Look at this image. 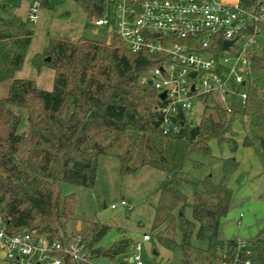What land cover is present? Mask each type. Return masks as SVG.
I'll return each instance as SVG.
<instances>
[{
	"label": "trees",
	"instance_id": "1",
	"mask_svg": "<svg viewBox=\"0 0 264 264\" xmlns=\"http://www.w3.org/2000/svg\"><path fill=\"white\" fill-rule=\"evenodd\" d=\"M60 1L43 0L42 6L54 7ZM76 1L90 18L103 15L100 1ZM239 3L252 8L264 0ZM34 34L21 16L0 15V83L11 81L7 96L0 99V222L11 232L66 238L67 223L76 219L77 198L65 194L63 184L93 188L99 159L109 156L118 160L123 176L143 166L165 173L153 222L160 245L170 250L179 247L186 264H219L222 251L232 258L238 239L222 237V219L230 211L233 190L228 181L238 171L239 161L222 158L219 183L211 176L198 181L183 168L193 154L213 156V141L236 150V122L245 123L249 116L264 121V100L255 82H250L245 108L233 101L228 109L214 100L205 107L198 124L187 122L179 131L164 134L157 108L162 102L150 84L152 70L161 63L159 56L133 53L117 35L112 43L51 38L33 57L36 69L55 72L53 88L48 90L39 87L35 79L17 77ZM252 70H264L262 53L253 56ZM16 108L27 112L26 131H21L23 117ZM259 140L264 149V133ZM252 141L246 137L243 143L249 146ZM188 184L196 189L191 204L183 192ZM188 204L193 220L184 215ZM109 229L108 224L88 222L81 232L88 262L82 264H97L95 259L100 256L121 262L128 258L133 246L128 238L110 248L99 245ZM194 236L207 241V248L195 247ZM250 241L252 264H264V229Z\"/></svg>",
	"mask_w": 264,
	"mask_h": 264
},
{
	"label": "built area",
	"instance_id": "2",
	"mask_svg": "<svg viewBox=\"0 0 264 264\" xmlns=\"http://www.w3.org/2000/svg\"><path fill=\"white\" fill-rule=\"evenodd\" d=\"M43 0H30L27 20L36 22ZM103 15L95 25H111L133 53L159 56L150 81L159 95L164 134L190 122L194 101L204 107L216 100L228 109L249 100L253 56L264 52V3L244 7L220 0H98ZM111 16V19L109 18ZM226 40L233 44L224 49ZM147 81V79H144ZM194 118V117H193ZM129 210L134 205L126 200ZM116 208L117 204H112ZM151 236L145 234L144 241ZM142 244L134 246L132 264H144ZM233 257L222 251L219 264H252V242L239 238ZM0 260L14 264H82L88 262L82 236L64 239L33 231L11 232L0 222Z\"/></svg>",
	"mask_w": 264,
	"mask_h": 264
},
{
	"label": "rangeland",
	"instance_id": "3",
	"mask_svg": "<svg viewBox=\"0 0 264 264\" xmlns=\"http://www.w3.org/2000/svg\"><path fill=\"white\" fill-rule=\"evenodd\" d=\"M29 2L30 0H0L1 16L17 14L29 22L35 31L24 67L17 73L19 78L35 79L38 86L43 89L53 88L54 70L43 68L39 71L33 65V57L43 51L51 38L69 37L73 40L84 38L102 43L113 42L115 35L113 26L95 25L82 4L76 0H61L54 7L42 6L36 22L27 20ZM109 18L111 19L110 15ZM251 82L258 86L264 100V70L252 71ZM10 84V80L0 83V99L7 96ZM16 111L23 117L21 131H26L27 112L18 108ZM205 111L202 100L194 101L191 115L196 124L200 122ZM234 130L236 132L234 138L238 145L236 150H232L228 144L220 147L213 141L211 143L213 156L202 157L193 154L183 169L198 181L211 176L213 182L219 183L223 178L222 158L228 155L240 161V177L232 180L230 184L233 189V200L228 215L222 219V237L230 239L243 236L247 239L250 238L253 229H264V149L259 140V136L264 133V121L260 122L256 117L249 116L245 123L236 122ZM246 137L253 140L249 146L243 143ZM164 179L165 173L152 166H143L134 173L123 176L116 158L101 156L93 188L63 184V192L75 194L77 198L76 219L67 223V236H81L88 222L96 220L110 226L107 235L100 241L99 245L102 247L110 248L123 237L133 243L124 262L100 256L95 259L97 264H132L131 258L137 243L142 244L141 255L144 264H186L181 249L176 247L170 250L160 245L155 236L157 230H153L155 208L160 197L159 188ZM195 191L192 184L186 185L183 189L190 204L194 200ZM122 200L134 205V208L129 210L121 205ZM112 204H117V207L112 208ZM190 204L186 205L184 215L193 220ZM178 214L177 209L173 214L175 220L178 219ZM145 234L151 235L149 241H144ZM180 239L181 234L176 230L177 242H180ZM192 244L201 249L208 246L207 241L199 240L195 236ZM0 264L14 263L0 260Z\"/></svg>",
	"mask_w": 264,
	"mask_h": 264
},
{
	"label": "crops",
	"instance_id": "4",
	"mask_svg": "<svg viewBox=\"0 0 264 264\" xmlns=\"http://www.w3.org/2000/svg\"><path fill=\"white\" fill-rule=\"evenodd\" d=\"M220 1H223V2H227V3H233V4H235V3H239V1L240 0H220ZM263 55H264V52L262 53ZM228 157H232V156H228V155H225V157H223V158H228ZM238 160V159H237ZM239 161V160H238ZM239 163H240V161H239ZM240 173H241V163H240V167H239V169H238V171L236 172V173H234L231 177H230V179H229V181H228V186L229 187H231V182H233L235 179L237 180L239 177H240ZM233 180V181H232ZM232 188V187H231ZM233 190V189H232ZM105 207H107V205H105ZM241 216H242V214H241ZM260 229L261 228H259V229H253L252 230V232L250 233V238H247V239H252V238H254V237H256L258 234H259V232H260ZM248 237V236H247ZM239 238H243V239H246V238H244L243 236H241V237H231L230 239H239ZM151 239V238H150ZM228 240V239H227ZM146 241H149V240H146Z\"/></svg>",
	"mask_w": 264,
	"mask_h": 264
},
{
	"label": "water",
	"instance_id": "5",
	"mask_svg": "<svg viewBox=\"0 0 264 264\" xmlns=\"http://www.w3.org/2000/svg\"><path fill=\"white\" fill-rule=\"evenodd\" d=\"M232 44H233V41L232 40H226L224 42V44H223V47H224V49H228L229 46L232 45ZM47 60L49 61L50 60V57H48ZM152 83H153V81H150V84H152ZM165 95H166L165 92H163V93H161L159 95V98L163 100L165 98ZM190 125H194V118L193 117L190 120ZM131 262H132V259H131Z\"/></svg>",
	"mask_w": 264,
	"mask_h": 264
}]
</instances>
